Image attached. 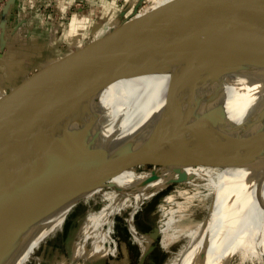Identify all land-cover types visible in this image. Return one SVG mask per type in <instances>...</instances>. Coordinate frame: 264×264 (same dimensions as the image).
<instances>
[{"label": "bare ground", "instance_id": "1", "mask_svg": "<svg viewBox=\"0 0 264 264\" xmlns=\"http://www.w3.org/2000/svg\"><path fill=\"white\" fill-rule=\"evenodd\" d=\"M174 46L117 58L86 60L78 66H82L80 73L58 82L65 70L73 66L69 70L72 71L77 67L75 64L80 59L69 62L52 76V85L40 89L32 99L0 113V164L12 152L23 154L58 123H75V120L89 117L98 107L102 110L98 122L102 142L120 148L126 142L140 141L145 137L140 136L142 130L158 120L170 76H127ZM262 65L228 73L223 80V96L218 101L215 121L218 129L231 130L232 137L241 147L238 149L237 144L213 172L204 169L199 161L192 163L184 181L192 183L197 191L178 190V194L173 193L167 198L176 207L165 211L160 244L171 249L172 245L187 238L169 264H264V151L254 137L264 130ZM159 172L156 179L148 182L154 174L152 170L128 169L118 174L110 186L116 189L109 194L111 201L88 213L78 233L73 258L95 261L110 250L112 242L105 238L100 224L105 220L114 224L121 207L128 208L131 202L157 193L178 176L173 170ZM103 190H96L92 199L98 200ZM121 193L130 196L119 204ZM208 195L213 201L209 215L205 213L207 218L202 220L192 207L197 199L199 207L203 206ZM179 196L184 199L176 201ZM70 209L52 216L54 222L59 225ZM25 252L23 250L20 256Z\"/></svg>", "mask_w": 264, "mask_h": 264}, {"label": "water", "instance_id": "2", "mask_svg": "<svg viewBox=\"0 0 264 264\" xmlns=\"http://www.w3.org/2000/svg\"><path fill=\"white\" fill-rule=\"evenodd\" d=\"M181 25L168 39L149 48L110 56H76L33 91L14 89L0 97L2 113L32 99L74 59L117 58L175 45L127 76H170L158 120L142 130L140 136L145 137L140 141L126 142L120 148L102 142L98 123L102 110L98 107L75 123H58L23 154L12 152L0 164V264H12L41 235L52 216L72 208L86 195L112 186L124 170H138L154 159V174L148 182L160 170H172L171 163L158 162L166 154L181 153L191 162L219 166L237 144L241 147L231 130L217 128L215 118L225 75L264 64V0H221ZM254 137L264 151V130ZM186 179L181 173L170 183ZM151 234L154 243L149 252L160 239V227Z\"/></svg>", "mask_w": 264, "mask_h": 264}, {"label": "crops", "instance_id": "3", "mask_svg": "<svg viewBox=\"0 0 264 264\" xmlns=\"http://www.w3.org/2000/svg\"><path fill=\"white\" fill-rule=\"evenodd\" d=\"M219 1L0 0V97L14 89L33 91L65 62L79 55H119L155 46L172 36L188 17H200ZM86 60L80 59L75 66ZM72 67L65 70L61 79ZM50 79L44 87L52 85ZM153 195L131 202L121 216L133 209V217L137 208ZM129 196L119 194V204ZM130 229L142 249L138 260L128 248L123 256L113 252L112 257H105V264H153L151 257L156 247L149 252L153 228H138L133 223ZM49 247L44 244L43 255ZM67 261L62 256L59 264H68Z\"/></svg>", "mask_w": 264, "mask_h": 264}, {"label": "rangeland", "instance_id": "4", "mask_svg": "<svg viewBox=\"0 0 264 264\" xmlns=\"http://www.w3.org/2000/svg\"><path fill=\"white\" fill-rule=\"evenodd\" d=\"M79 65H77L74 70L69 71V73H66L65 76L59 80V82L67 80L72 76L74 77V75H76L77 73H80L82 71V66L78 67ZM218 121L221 122L223 120ZM158 162L160 164L171 163V169L175 171L177 170L179 176L181 175V173L187 174L190 170L191 163H194L196 161L191 162V159L188 156L183 155L181 153H170L162 156ZM202 167L208 170L209 172H213V170L217 168L216 165H202ZM154 168L155 163L154 159H152L144 167H139L138 170L146 169L148 171H151ZM195 188L196 187L192 183L190 184L187 181L172 183L155 193L150 198L146 199L140 205V207L137 208V211L135 212L133 217V209H130L125 213L124 216H121V214L127 209L125 207H121L122 211L120 212V215L115 216L114 224L107 222L106 220L100 224L102 225L100 228H102V231L104 232L103 235H105V238L108 237V239L110 240V242H112L113 245V247L109 251V254L105 255L97 261H91L83 257L73 258V252L76 246L78 233L82 225L84 224L88 213L92 210L100 209L102 207V203L110 202L111 199L109 197V194L113 193L116 190L115 187L100 188V190H104L102 192L103 194L98 200L95 201L92 199V194L96 191L83 197L73 206L72 210L68 212L63 224L60 227L56 222H54V217H52L50 221H47L48 226L41 233V235L33 241H30V243L25 249L26 252L23 254V256H20L12 264H59L62 256L66 257V259L68 260V264H105L106 258L112 257L113 252H115V254L119 256L120 254L122 255L123 253H125L126 250L128 251V248L133 250V254L136 253L135 261H137V256L141 252H139V250L142 249L140 247V243L137 241L134 234H132L133 232L130 229L131 224H136L138 228L141 227L146 229L148 227H151L154 229L155 227H160L161 229V225L163 224L166 218L165 211L171 207H176V204L169 202L167 198L173 193L178 194L180 191H186V189L189 192L191 191L190 193H194L197 191ZM207 197L209 198L207 199V201L205 200L203 206L199 207L200 201L197 199L194 203L195 205L193 204L192 207V209L197 212V215H200L199 218L202 220H205L207 218V215H209V207H211L213 201V198H211L210 195H208ZM176 199V201H182V199L184 198L179 196ZM139 233L141 234L140 231ZM186 239L187 238L184 237L182 240L172 245L173 248L171 247V249H165L164 247H162L160 244V239H158L156 242L155 254H153L151 257L152 263L169 264L171 259L174 258V256L184 245ZM125 241H127L128 243L124 245L123 242L125 243ZM181 241L183 243H181ZM44 244H50V247L49 249L47 248L45 254L43 255Z\"/></svg>", "mask_w": 264, "mask_h": 264}, {"label": "flooded vegetation", "instance_id": "5", "mask_svg": "<svg viewBox=\"0 0 264 264\" xmlns=\"http://www.w3.org/2000/svg\"><path fill=\"white\" fill-rule=\"evenodd\" d=\"M133 234V233H132ZM154 254H155V251H154Z\"/></svg>", "mask_w": 264, "mask_h": 264}]
</instances>
